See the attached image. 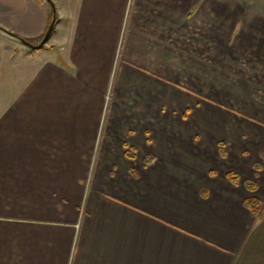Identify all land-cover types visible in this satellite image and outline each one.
I'll return each mask as SVG.
<instances>
[{"label":"crops","instance_id":"1","mask_svg":"<svg viewBox=\"0 0 264 264\" xmlns=\"http://www.w3.org/2000/svg\"><path fill=\"white\" fill-rule=\"evenodd\" d=\"M50 1L0 0V264H239L264 0Z\"/></svg>","mask_w":264,"mask_h":264},{"label":"rangeland","instance_id":"2","mask_svg":"<svg viewBox=\"0 0 264 264\" xmlns=\"http://www.w3.org/2000/svg\"><path fill=\"white\" fill-rule=\"evenodd\" d=\"M230 14V13H229ZM228 14V15H229ZM231 26H232V23H230L228 21V28H227V31H228V34L229 32L231 31ZM247 27V26H246ZM245 27V28H246ZM2 31H5V32H8L10 33V35L12 36V33H11V30H2ZM246 34V35H245ZM16 35V34H15ZM44 35V34H43ZM42 36H40L39 38H37V40H31V39H27V42L29 41L30 44L32 45H38L42 39ZM233 37H235L236 35H232ZM243 36V37H242ZM238 37H242L241 40H256L255 38L253 39L251 35H247V33H243L242 35L239 34L237 36ZM24 38V37H22ZM26 39V38H24ZM26 41V40H25ZM47 42V41H46ZM43 46V45H42ZM41 46V47H42ZM233 63V62H232ZM251 71H245V73L248 72V77H246L245 79L243 80H247V79H250L251 78ZM260 71V69H259ZM228 72V71H227ZM253 73H257L256 71H252ZM261 72V71H260ZM229 74L232 73V72H228ZM256 79H264L262 76H258V78H254V80ZM224 80L228 81L229 83H235L238 79L236 78V76H224ZM253 84V83H252ZM252 86V85H250ZM246 104H249V103H246ZM252 111H259V109H255V110H252ZM250 115V114H249ZM261 115V113H260ZM243 126L242 128V132H243V143L244 145H248L249 143L251 142H255L253 140H255V136H258L259 133H262V135L264 134V130L260 129V128H257L256 126H252V125H247L246 123H243ZM248 126V127H247ZM264 148V145H262L260 147V149ZM258 149V148H257ZM259 150V149H258ZM264 156V155H263ZM263 217H264V213H263ZM260 220H263L260 219ZM256 233L259 231V235H256L255 238L256 240L254 241V246L253 248H251V250H248L246 252V254L243 255V257L240 259V263L239 264H264V220L259 222V226H258V229H255Z\"/></svg>","mask_w":264,"mask_h":264},{"label":"trees","instance_id":"3","mask_svg":"<svg viewBox=\"0 0 264 264\" xmlns=\"http://www.w3.org/2000/svg\"><path fill=\"white\" fill-rule=\"evenodd\" d=\"M48 2L52 5L50 0H48ZM12 36H14L20 40H26L27 41V39H24V38L17 36L15 34H12ZM226 177L228 178V180H230L232 182H236L238 180V176L235 173H228ZM244 185L250 191H253L256 189V184L252 181H245ZM243 203H244V206L252 213V215L256 219L260 220L263 218L264 203L260 202L256 198H247L244 200Z\"/></svg>","mask_w":264,"mask_h":264},{"label":"water","instance_id":"4","mask_svg":"<svg viewBox=\"0 0 264 264\" xmlns=\"http://www.w3.org/2000/svg\"><path fill=\"white\" fill-rule=\"evenodd\" d=\"M53 26H54V20L52 19V21L50 22L48 28L46 29L40 43L37 45V46H34L32 44H30L29 42L25 41V40H20L23 44H25L26 46H29L31 48H40L42 45H44L46 43V41L48 40V37L50 36L51 32H52V29H53ZM8 33V32H6ZM10 34V33H8Z\"/></svg>","mask_w":264,"mask_h":264}]
</instances>
